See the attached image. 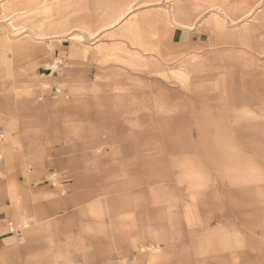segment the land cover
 Instances as JSON below:
<instances>
[{
  "label": "rangeland",
  "instance_id": "374dc122",
  "mask_svg": "<svg viewBox=\"0 0 264 264\" xmlns=\"http://www.w3.org/2000/svg\"><path fill=\"white\" fill-rule=\"evenodd\" d=\"M61 12L71 29L29 53L26 33L0 40V203L29 222H8L0 264H264V0ZM11 178L42 191L15 201ZM100 197L111 213L92 211Z\"/></svg>",
  "mask_w": 264,
  "mask_h": 264
},
{
  "label": "crops",
  "instance_id": "0c3cea01",
  "mask_svg": "<svg viewBox=\"0 0 264 264\" xmlns=\"http://www.w3.org/2000/svg\"><path fill=\"white\" fill-rule=\"evenodd\" d=\"M41 1L43 0H5L2 3L1 12L3 15L1 16L0 19H4L5 17L11 14V16L7 18L11 21L9 22L8 29L6 30L3 37L0 38V40L9 41L11 39V34L26 33L23 36V38L18 42L17 45L22 48L24 47L29 53L30 48L33 49V47L36 46L39 43V41L46 39V37H50L48 35L56 34L62 32L63 30L71 29L70 27L69 28L67 27V25H69L67 23L68 22L67 17H65V15L63 16V12H61V8L67 5L68 0H59V4L56 8L46 7L38 10V8L35 6L37 5V3H40ZM79 24L83 25L85 29L90 30V28L87 25L82 24V22H80ZM110 26L112 25L110 24ZM37 51L39 50H36V52ZM74 52L75 53L73 54L80 53L79 50L77 49H75ZM32 53H35V51H33ZM28 56H32V55H28ZM5 148H6L5 143L3 141H0V154L5 152ZM22 167H23L22 165L19 166L20 173H22ZM0 170L2 171L1 167ZM19 177L21 178L22 174ZM20 183L16 184L13 178L7 181V185L9 186L10 189V195L15 201H17V199L19 198L18 197L19 193L22 192L28 193L30 192V190H33L30 194H34V193L38 194L37 193L38 191H42V190L37 191L28 184H27L28 186L27 185L22 186L20 185ZM254 189L261 196L260 199L264 200V184L256 185ZM7 190L8 189L5 188L2 189V191L4 192H6ZM102 199H103L102 197L98 198L95 204H93L94 207L92 208V211L99 214L111 213L114 210L115 206L113 204L108 203L109 200L108 197H104V199L103 200ZM19 218L21 222L25 223V227L29 226V222L27 219H24L23 216H21V214L17 215L15 213V207L12 206L11 202L6 200L5 203H0V240L4 239L7 233L9 232L5 230L8 222L11 221L12 219H15L18 222H20L18 220ZM35 229H37L38 231L42 229L44 231L47 230L48 227H44V223L41 221L38 225H36ZM37 245L41 247L47 246V245H43L40 242L37 243L36 246ZM132 246L138 251L140 255L148 254L149 262H155V261L161 262V260L163 259L161 249H159L158 246H152L151 244H147L143 242L141 243L137 241L135 242L133 241ZM126 256H127L126 253L122 254L120 252L119 260L115 261L116 259L115 256L104 257L100 261L101 262L100 264H124ZM85 264H95V261L93 262L85 261Z\"/></svg>",
  "mask_w": 264,
  "mask_h": 264
}]
</instances>
